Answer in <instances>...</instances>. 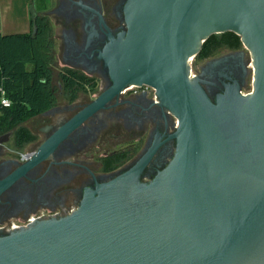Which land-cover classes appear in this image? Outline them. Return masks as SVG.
Instances as JSON below:
<instances>
[{"label":"water","instance_id":"1","mask_svg":"<svg viewBox=\"0 0 264 264\" xmlns=\"http://www.w3.org/2000/svg\"><path fill=\"white\" fill-rule=\"evenodd\" d=\"M123 14L126 31L99 55L109 87L58 125L0 192L131 85L153 88L176 119L174 155L140 183L154 144L86 189L69 215L0 234V264H264V0H126ZM228 31L250 53L252 89L227 85L211 99L190 62L209 36Z\"/></svg>","mask_w":264,"mask_h":264},{"label":"flooded vegetation","instance_id":"2","mask_svg":"<svg viewBox=\"0 0 264 264\" xmlns=\"http://www.w3.org/2000/svg\"><path fill=\"white\" fill-rule=\"evenodd\" d=\"M125 1L37 0L41 6L35 14L46 17L53 30L58 101L23 124L34 136L32 141L19 147L16 128L0 135V181L27 160L58 125L109 87L108 71L99 55L110 36L117 38L126 31ZM222 49L203 60L198 73L211 99L227 85L242 89L251 68L241 48ZM64 70L92 78L93 83L80 86L74 97L64 96L56 79ZM122 91L84 120L49 156L3 188L0 234L9 232L14 223L69 215L78 208L86 189L125 172L154 144L157 148L139 182L151 181L167 167L175 151V139L170 138L175 130L173 116L158 105L151 87Z\"/></svg>","mask_w":264,"mask_h":264},{"label":"trees","instance_id":"3","mask_svg":"<svg viewBox=\"0 0 264 264\" xmlns=\"http://www.w3.org/2000/svg\"><path fill=\"white\" fill-rule=\"evenodd\" d=\"M240 49V36L233 32L212 34L203 43L195 61H203L219 49ZM56 52L50 22L42 15L31 16L27 33H0V86L11 104L0 105V135L16 128L19 147L34 139L23 124L31 117L51 109L58 101V85L54 83ZM64 96H75L80 86L93 79L73 70L58 72ZM95 84V83H94Z\"/></svg>","mask_w":264,"mask_h":264},{"label":"crops","instance_id":"4","mask_svg":"<svg viewBox=\"0 0 264 264\" xmlns=\"http://www.w3.org/2000/svg\"><path fill=\"white\" fill-rule=\"evenodd\" d=\"M31 0H0V33H27L31 30Z\"/></svg>","mask_w":264,"mask_h":264},{"label":"rangeland","instance_id":"5","mask_svg":"<svg viewBox=\"0 0 264 264\" xmlns=\"http://www.w3.org/2000/svg\"><path fill=\"white\" fill-rule=\"evenodd\" d=\"M40 6H41V4H37V0H31V6H30L31 12H32L31 14L34 15L36 13V11L38 9H40ZM240 50L245 53L246 59H248V62L251 63L250 53L248 52V50H246L243 46L241 47ZM222 52H224L223 49L222 50L219 49L216 52V54L218 55V54H220ZM190 63H191V70H192L193 74L198 75V73L200 71V67L199 66L203 64V61H195V57H194V58H192ZM250 63H249V65H250ZM57 64H58V62L56 61V65ZM249 69H250V71H249L248 76H247L246 84L242 87V91L243 92H248V91H250L252 89L253 71H252L251 68H249ZM56 74L57 73L55 72V75ZM173 124H174V127H175V119H173Z\"/></svg>","mask_w":264,"mask_h":264},{"label":"built area","instance_id":"6","mask_svg":"<svg viewBox=\"0 0 264 264\" xmlns=\"http://www.w3.org/2000/svg\"><path fill=\"white\" fill-rule=\"evenodd\" d=\"M250 67H252V63H250ZM192 72V70H191ZM193 73V72H192ZM145 87H149L147 85H143ZM138 86L136 85H131L127 88H125L122 92H125L127 90H130V89H133V88H137ZM244 94H246L247 92H242ZM11 102L10 100L6 97V93H5V90L0 86V105L3 106V107H8L10 106ZM177 125V121L175 119V127ZM25 156V154H21V157L23 158ZM33 221H29L28 223L26 224H18V223H14L12 224V226L10 227V231L12 230H16V229H19L21 227H26L27 225H29L30 223H32Z\"/></svg>","mask_w":264,"mask_h":264}]
</instances>
